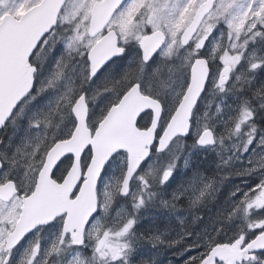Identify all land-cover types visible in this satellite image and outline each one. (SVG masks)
<instances>
[{
    "label": "snow or ice",
    "instance_id": "6c2138e0",
    "mask_svg": "<svg viewBox=\"0 0 264 264\" xmlns=\"http://www.w3.org/2000/svg\"><path fill=\"white\" fill-rule=\"evenodd\" d=\"M260 76L264 0H0V129L20 133L0 138V264H157L144 242L264 264ZM210 153L247 190L202 229L138 232L216 199Z\"/></svg>",
    "mask_w": 264,
    "mask_h": 264
},
{
    "label": "flooded vegetation",
    "instance_id": "af4514ba",
    "mask_svg": "<svg viewBox=\"0 0 264 264\" xmlns=\"http://www.w3.org/2000/svg\"><path fill=\"white\" fill-rule=\"evenodd\" d=\"M134 56H135V53L133 52L132 55L130 56V60L134 58ZM98 101H101V103L106 102V101H103L102 98H98ZM6 130L7 129L0 131V135L3 133V131H4V134H6ZM213 158L216 159L214 156ZM181 169H182V166H181ZM225 169L226 168H222V171L219 175L215 174L217 171L216 172L207 171L203 167H201V172L204 175L217 180L219 182L218 187L220 188L223 182L226 179H228V176L224 172ZM234 181H235V178L231 179L230 183L233 184ZM230 183L226 184V187L229 186ZM252 183L253 182H248V184H252ZM169 191H171V189ZM185 203H187V205L184 206ZM179 210H182V211H179ZM210 213H211L210 210L208 211V210H200V209L198 210L189 209V201L188 199H185L183 204L177 205V211L174 213H169L166 209H162L159 206H154L144 211L142 214V218L138 224V228L141 233H145L150 224H155L151 232L155 231L154 233H156L157 231L158 232L157 234H159L160 232H164L165 234L171 233V235L174 236L175 232L180 230L178 227V223H179L178 218L183 219L185 221V224L189 228L202 229L203 225L196 224L192 221L193 216L202 215L204 216L205 222H207ZM157 216L160 217V219H158L156 222H153V219L156 218ZM142 244H145L148 246L149 251L151 252L152 255L157 254L162 257L160 264H184V260L189 255V253L180 254L175 248H170L167 246H161L154 250L152 249V246L149 243L144 242ZM87 254L90 255V251H88ZM190 254L195 255L196 252L193 251Z\"/></svg>",
    "mask_w": 264,
    "mask_h": 264
},
{
    "label": "rangeland",
    "instance_id": "374dc122",
    "mask_svg": "<svg viewBox=\"0 0 264 264\" xmlns=\"http://www.w3.org/2000/svg\"><path fill=\"white\" fill-rule=\"evenodd\" d=\"M129 59H130V57H129ZM259 81H264V76H260ZM257 86H259L258 83H257ZM97 102H101V101L97 100ZM19 135H20V133L14 132L13 128L10 126L9 128H7L6 134H4V131H3V133L0 135V138H3L5 140V143H8L9 138H11L12 140H16ZM188 143L190 144L191 141L189 140ZM209 155L214 156L216 158L214 153H210ZM216 160H217V158H216ZM238 167H239V163H237L232 168L228 167L224 170L225 174L228 176V179H226L223 182V184L221 185V187L219 188V191L216 193V199H210L206 202V204H204L198 208H192V209L193 210L200 209V210H208V211L210 210L211 211L210 215H213L216 211L219 210L220 206L223 205V202L226 200L228 193L230 191H232L235 186L239 185L241 188H244V183H243L244 178L237 176V175H234V174L229 175V173H234ZM205 168H208L209 170L210 169L214 170V166H212V165H209L208 167H205ZM183 171H184V169L182 167L181 172H183ZM221 171H222V168L218 169L215 174L219 175L221 173ZM234 178H235L234 183L233 184L230 183L231 179H234ZM248 182H253V179H248L247 183ZM229 183H230V185L226 187V184H229ZM244 190H247V189L244 188ZM185 205H187V203H185L184 206ZM179 211H182V210H179ZM158 219H160V217L157 216L156 218L153 219V222H156ZM138 232H140L139 228H138ZM156 233H158V232L156 231ZM138 251L143 254V258H147V256L151 255L157 261V264H160L162 257L160 255H157V254L152 255L151 252L149 251V248L147 245L141 244ZM140 258L141 257H137V259H140Z\"/></svg>",
    "mask_w": 264,
    "mask_h": 264
},
{
    "label": "trees",
    "instance_id": "16d2710c",
    "mask_svg": "<svg viewBox=\"0 0 264 264\" xmlns=\"http://www.w3.org/2000/svg\"><path fill=\"white\" fill-rule=\"evenodd\" d=\"M201 167L205 168L208 167L209 165L214 166V170H209L208 168H205L207 171H212V172H216L218 169L216 167V159L213 158V156H208L207 159L202 160L201 162ZM155 224H150L147 231L145 233H148L151 231V229L153 228Z\"/></svg>",
    "mask_w": 264,
    "mask_h": 264
},
{
    "label": "bare ground",
    "instance_id": "6f19581e",
    "mask_svg": "<svg viewBox=\"0 0 264 264\" xmlns=\"http://www.w3.org/2000/svg\"><path fill=\"white\" fill-rule=\"evenodd\" d=\"M210 170H212V169H210ZM152 230V229H151ZM155 232V231H154Z\"/></svg>",
    "mask_w": 264,
    "mask_h": 264
},
{
    "label": "water",
    "instance_id": "95a60500",
    "mask_svg": "<svg viewBox=\"0 0 264 264\" xmlns=\"http://www.w3.org/2000/svg\"><path fill=\"white\" fill-rule=\"evenodd\" d=\"M3 130V129H0V131Z\"/></svg>",
    "mask_w": 264,
    "mask_h": 264
}]
</instances>
